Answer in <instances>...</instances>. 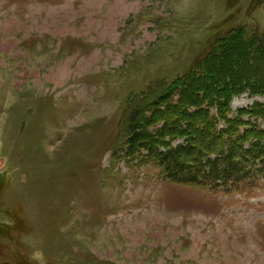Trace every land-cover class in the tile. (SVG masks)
<instances>
[{"label":"rangeland","instance_id":"1","mask_svg":"<svg viewBox=\"0 0 264 264\" xmlns=\"http://www.w3.org/2000/svg\"><path fill=\"white\" fill-rule=\"evenodd\" d=\"M241 31L264 37V0H0V264H264V190L178 183L113 150L135 96ZM239 51L225 67L249 82L264 58Z\"/></svg>","mask_w":264,"mask_h":264},{"label":"trees","instance_id":"2","mask_svg":"<svg viewBox=\"0 0 264 264\" xmlns=\"http://www.w3.org/2000/svg\"><path fill=\"white\" fill-rule=\"evenodd\" d=\"M226 37L218 50L215 47L216 52L203 60L199 72L188 71L171 85L158 83L134 97L114 151L129 157H141L135 154L145 151L144 160L154 159L166 176L178 183L218 191L221 182L224 193L264 190V124L259 122H264V104L229 116L235 94L249 91L264 95V71L247 82L240 79L244 71L225 67V62L240 53L239 47L246 54L252 51L264 58V37L248 39L245 31ZM220 71L232 80H218ZM221 120L227 122L224 128L217 125ZM177 138L183 142L175 146Z\"/></svg>","mask_w":264,"mask_h":264}]
</instances>
